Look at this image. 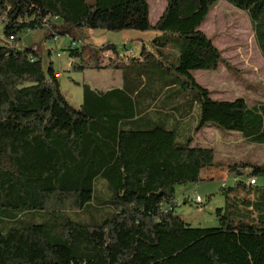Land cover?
Masks as SVG:
<instances>
[{
  "label": "trees",
  "instance_id": "1",
  "mask_svg": "<svg viewBox=\"0 0 264 264\" xmlns=\"http://www.w3.org/2000/svg\"><path fill=\"white\" fill-rule=\"evenodd\" d=\"M165 1L152 24L147 0H0V264H264V163L229 165L235 184L221 183L218 226L175 213L176 186L219 165L193 134L214 125L264 145V102L215 100L194 78L222 61L200 30L220 0ZM224 1L247 14L264 59V0ZM44 27L54 41L70 29L154 30L164 34L153 40L157 50L175 55L137 68L132 83L129 61L147 53L129 55L123 44L124 61L107 42L85 56L71 40L62 50L72 70H122L120 87L85 86L75 108L52 62L18 44ZM239 186L243 194L229 195Z\"/></svg>",
  "mask_w": 264,
  "mask_h": 264
},
{
  "label": "rangeland",
  "instance_id": "2",
  "mask_svg": "<svg viewBox=\"0 0 264 264\" xmlns=\"http://www.w3.org/2000/svg\"><path fill=\"white\" fill-rule=\"evenodd\" d=\"M149 4V19L152 24L162 14L165 0H147ZM52 28H39L31 33H25L19 40L21 46L29 45L37 51L42 62H52L54 70L58 73L60 90L70 104L79 108L83 100V88L102 90L115 88L122 83V70L120 69H84L72 70L68 64V53L64 51L71 40L84 44L85 56H89L91 48L101 47L103 43L115 44L124 61L129 58L123 56L128 45L135 57L147 53L143 63L131 64L129 61V79L133 83L138 80L137 68L149 69L152 63L158 61L168 64L174 57L172 49L157 50L153 42L156 37L164 34L150 31L123 30L119 32L102 29H75L74 36L60 35L54 41L48 37ZM1 30V26H0ZM200 30L212 40L220 51L222 61L214 71L196 70L194 78L198 84L210 92L215 100L231 101L238 97L244 98L252 106L264 102V59L255 39L254 30L247 14L232 6L224 0L214 4L200 26ZM144 44V45H143ZM143 46L145 48L143 49ZM91 47V48H90ZM104 50V49H102ZM105 49L102 57L113 58L112 51ZM57 52L60 56H57ZM159 52L163 54L159 55ZM164 56H167L165 59ZM142 84L147 86L142 77ZM195 104L191 105L187 122L195 120L197 110ZM176 113V112H175ZM173 116H177L175 114ZM184 135L188 132L185 131ZM193 144L210 147L214 150L215 159L219 163L201 172L200 181L196 184L178 185L175 188V213L180 215L192 226L215 227L219 225L215 209L224 207L225 195L221 183L227 181L229 187L235 184L229 165L240 161L251 163H264V145L251 144L245 141L239 132L217 128L208 125L193 134ZM242 186L230 190L229 195L243 194ZM200 196L201 202L195 200Z\"/></svg>",
  "mask_w": 264,
  "mask_h": 264
},
{
  "label": "built area",
  "instance_id": "3",
  "mask_svg": "<svg viewBox=\"0 0 264 264\" xmlns=\"http://www.w3.org/2000/svg\"><path fill=\"white\" fill-rule=\"evenodd\" d=\"M54 38L56 39V37H54ZM128 53H131V54H132L131 51H128ZM57 56H60V53H59V52H57ZM250 182L253 183L254 180L252 179V180H250ZM195 200H196V202L200 203V202H201V198H200V196H196V197H195Z\"/></svg>",
  "mask_w": 264,
  "mask_h": 264
},
{
  "label": "crops",
  "instance_id": "4",
  "mask_svg": "<svg viewBox=\"0 0 264 264\" xmlns=\"http://www.w3.org/2000/svg\"><path fill=\"white\" fill-rule=\"evenodd\" d=\"M70 32H71V33H70V36H74V34H75V30H71V29H70ZM67 59H68V58H67ZM70 61H71V60L68 59V64H70ZM121 85H122V83H121ZM121 85L116 86V87H120ZM112 88H113V87H112ZM106 90H108V89H106Z\"/></svg>",
  "mask_w": 264,
  "mask_h": 264
}]
</instances>
